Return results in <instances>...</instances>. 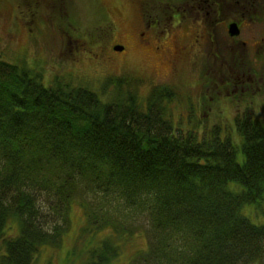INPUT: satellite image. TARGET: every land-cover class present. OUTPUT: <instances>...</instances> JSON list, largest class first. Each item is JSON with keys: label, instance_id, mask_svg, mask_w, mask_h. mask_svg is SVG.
<instances>
[{"label": "trees", "instance_id": "trees-1", "mask_svg": "<svg viewBox=\"0 0 264 264\" xmlns=\"http://www.w3.org/2000/svg\"><path fill=\"white\" fill-rule=\"evenodd\" d=\"M40 71L0 59V264L63 246L69 228L46 219L75 206L69 264H264V120L250 107L232 120L236 144L217 123L175 127L177 86L144 96L141 76L94 89Z\"/></svg>", "mask_w": 264, "mask_h": 264}, {"label": "rangeland", "instance_id": "rangeland-1", "mask_svg": "<svg viewBox=\"0 0 264 264\" xmlns=\"http://www.w3.org/2000/svg\"><path fill=\"white\" fill-rule=\"evenodd\" d=\"M153 2L154 0H0V59L20 66L25 64L34 71L41 70L46 85L52 84L58 77L61 81L96 89L107 76L135 75L144 79L139 86L140 95H147L155 84L177 86L179 98L170 105L175 127L178 128L179 125L184 132L195 128L201 132L205 126L217 123L222 138L229 135L234 143L239 144L241 140L232 122L238 110L250 107L256 116L264 120V69L255 63L250 73L256 72L257 75L235 78L234 63L237 59L243 62L252 60V45L255 40L264 36V22L254 23L250 34L246 26L243 28L246 32L240 37L249 41V45L242 51L235 46V50L239 49V55L232 62L227 56V65L231 68L227 69L228 72L223 70L226 68L225 61L216 59L211 54L212 50L207 49L211 42L209 35L204 45L198 47L201 50L199 56L189 53L178 62L170 61L166 64L162 63V57L171 58L170 55H175L174 44L186 45L189 49L194 36L189 35L188 39L184 36L195 34V29L199 27L190 26L196 20H186L190 27H186L185 31L179 25V18L172 17L167 25L168 32L165 31L161 36L163 41L154 43L153 40L151 44L144 45V40L140 39L138 33L143 29L144 23L154 22V17H158L155 13L158 14L159 9L147 11ZM159 8H165L161 13L167 15L172 11V3L165 1ZM141 9L145 10L143 15H140ZM227 15H224L227 19L224 17L223 22H220L222 24L216 27V33L212 31L216 39L213 51L216 53L225 44H231L226 25L224 26L228 20ZM150 32L153 31L145 33V39ZM208 40L210 41L207 43ZM118 44L124 45L122 52L115 50ZM159 44H164L165 51H155L154 47ZM260 64H264V61ZM199 81L206 83L202 87ZM227 89L233 92L231 97L226 96ZM40 198V203L45 204L43 211L50 212L47 195L42 194ZM49 215L54 219H46L47 229H53V224L57 221L69 229L63 246L44 248L37 255L34 264H62L73 244L75 246V243L82 242L83 239L78 235L85 220L78 206L72 209L67 221L63 219V215ZM128 220L131 221L129 218ZM137 223L144 228V218L139 216ZM143 235L145 236L140 234L136 238L135 246L146 247L147 238ZM74 236L77 239H73ZM73 257L75 255H69L64 264H69Z\"/></svg>", "mask_w": 264, "mask_h": 264}, {"label": "flooded vegetation", "instance_id": "flooded-vegetation-1", "mask_svg": "<svg viewBox=\"0 0 264 264\" xmlns=\"http://www.w3.org/2000/svg\"><path fill=\"white\" fill-rule=\"evenodd\" d=\"M168 2V4L172 3V11L166 15L162 14L161 10L159 7H161V4L163 2ZM160 5V6H159ZM159 9V13H155L158 17H154V22H146L144 23L143 29H141L138 33L140 39L142 38L144 40L143 44H151V42L154 40V43H159L163 41V38L161 37L164 32H168L167 25L169 24L168 22L172 19V17H178L180 22L179 25L184 27V30L186 27L194 26V27H199L198 29H195V34H188L187 36H184L186 39H188L189 35L190 37L194 38L193 44L188 47L186 45H180L177 46L174 44V56L170 55L171 58L169 57H162L161 61L162 63L168 64L170 61L172 62H178L179 59L181 60L182 58H186V54L189 53H194V55H200L199 52L201 50L198 48L201 45H204L206 37L209 35V38L211 39V42L207 45L208 50H212L211 54L213 57L221 58L223 62L225 61V69L223 68L224 71H227L229 68V65H227L229 60L231 62L233 61V58L238 54V50L241 49L244 50L247 45H249V41L245 40L244 38H241L240 36L243 35L245 30L243 28L249 29V34L250 31L253 29L254 23L256 22H264V0H154V2L151 4V8L148 9L147 11L151 10H156ZM145 10L141 9L140 15H143ZM153 12V11H151ZM161 13V16H160ZM229 14V15H227ZM224 15L228 16V20L226 24V31L228 34V38L231 41V44L227 46L228 44H225L222 46L216 53L213 51V48L215 47L214 43L215 42V37L212 35V31L216 33V27L221 25L220 23L222 19L225 17ZM225 19H227L225 17ZM186 20H196V23L193 25H188L189 22H186ZM199 20V21H197ZM223 22V21H222ZM187 23V24H186ZM235 23L238 26L239 33L236 35H232L230 33L229 26L230 24ZM153 31L152 33L150 32L147 38L145 39V33ZM186 31V30H185ZM207 33V34H206ZM141 39V40H142ZM148 39V40H147ZM165 40V39H164ZM166 41V40H165ZM165 41L163 43H165ZM210 40L206 41L207 43ZM217 43V41H216ZM219 44H217L218 47ZM236 48H239L235 50ZM155 51H165L164 44H159L156 45ZM249 49V47H247ZM236 51V52H235ZM237 53V54H236ZM163 54V53H162ZM252 60H248L247 62L240 61L237 59V61L234 63L236 71L233 74L234 77H250L251 75H257V73H250V70L253 68V64H257L261 66V69H264V64H260V62L264 61V36H262L260 39L255 40V43L252 45ZM210 55V53H209ZM167 58V59H165ZM225 58V59H224ZM227 59V60H226ZM228 62V63H227ZM176 64V63H174ZM201 64L203 65L202 61ZM222 64V65H223ZM246 64H249L246 66ZM233 65V67H234ZM232 67V69H233ZM263 67V68H262ZM222 68V67H221ZM222 70V72H223ZM228 72V71H227ZM213 77V76H212ZM224 77V74H223ZM225 78V77H224ZM203 79V77L201 78ZM211 81L213 79H210ZM228 81V80H227ZM226 81V82H227ZM242 81V80H241ZM202 85L204 86V83L206 81H199ZM244 87L241 88L243 90ZM227 97H231V94L233 92L229 91L227 89V92L225 93ZM234 97V95H232ZM201 108V105H200Z\"/></svg>", "mask_w": 264, "mask_h": 264}, {"label": "water", "instance_id": "water-1", "mask_svg": "<svg viewBox=\"0 0 264 264\" xmlns=\"http://www.w3.org/2000/svg\"><path fill=\"white\" fill-rule=\"evenodd\" d=\"M229 29H230V33L232 35H236L239 33L238 26L235 23L230 24ZM123 49H124V46H122V45H116L115 46L116 51H122Z\"/></svg>", "mask_w": 264, "mask_h": 264}]
</instances>
